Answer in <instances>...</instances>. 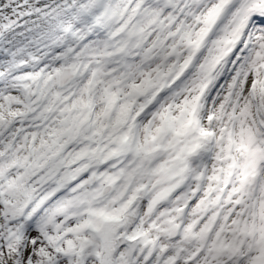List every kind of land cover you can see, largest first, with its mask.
Masks as SVG:
<instances>
[{
	"label": "snow or ice",
	"instance_id": "snow-or-ice-1",
	"mask_svg": "<svg viewBox=\"0 0 264 264\" xmlns=\"http://www.w3.org/2000/svg\"><path fill=\"white\" fill-rule=\"evenodd\" d=\"M0 264H264V0H0Z\"/></svg>",
	"mask_w": 264,
	"mask_h": 264
}]
</instances>
